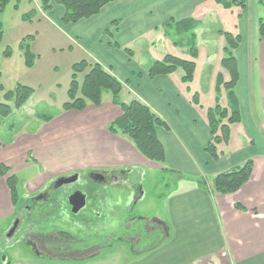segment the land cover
Segmentation results:
<instances>
[{
	"label": "crops",
	"instance_id": "0c3cea01",
	"mask_svg": "<svg viewBox=\"0 0 264 264\" xmlns=\"http://www.w3.org/2000/svg\"><path fill=\"white\" fill-rule=\"evenodd\" d=\"M246 3L247 8L243 11L238 5L225 8L216 0H114L90 20L93 21L92 31L95 30V34L105 32V28L117 21L118 25L113 26L111 31L113 38L119 40L114 43L120 47L110 39L98 43L93 35L84 39L80 34H70L90 52L88 61L100 63L123 83L121 101L129 103L139 100L165 121L166 125L159 127L157 134L165 147L166 161L157 163L149 160L131 141L109 131L110 123L122 115V110L113 102L112 93L109 95L106 91L101 105L87 103L82 111L63 109L64 113L47 127V136H56L45 139L46 147L53 146L57 150L80 140L89 149L83 155L84 159H80V166L68 165L51 170L52 176L39 178L40 184L28 195H34L52 180L60 179L54 178L59 173L131 169L143 181L147 168L171 170L181 177L176 184L172 182L166 185L167 191L159 196L167 211V218H160L166 228L164 238L151 249L131 252L127 264H264V36L260 34L259 24V19L263 17L259 9L264 6L261 0H246ZM60 10L63 15L64 10ZM100 18L103 21L101 24ZM185 19L198 23L195 32L199 55L195 59L194 80L184 83L182 69L150 78L148 70L135 62L136 50L130 49V43L157 32L160 36L149 43V55L153 54L158 43L164 44V50L169 49L163 54L157 49L160 58L151 59V62L162 60L167 54L191 60L193 58L186 43L181 42V46L174 44L165 28L169 22ZM221 31L242 37L235 51L240 73L235 94L242 120L231 126L230 141L218 145L220 157L215 160L205 150L213 139L207 113L217 101L223 107L227 106V92L216 95L218 86L214 85L216 81L219 83L223 79L228 82L230 79L221 64L227 43ZM126 48L132 51L131 55L125 52ZM209 82H213L212 87L208 85ZM220 89L223 90V86ZM195 94L199 103L194 100ZM106 97L112 102L109 108L103 105ZM64 121L68 125L77 124L74 129L69 127L73 131L71 134L66 132V126L65 129L61 128ZM49 122H52V118ZM57 128L59 130L55 131ZM77 150V145H74V150L65 152L63 162L69 161L68 156ZM89 152L91 155L87 156ZM36 157L27 158V164L33 158L34 165L39 160ZM251 158L254 160L252 176L238 192L222 195L198 186L199 178L211 179L221 172L243 165ZM174 173L171 174L175 179L179 177ZM45 179L50 182L45 184ZM9 193L11 199L10 189ZM145 196L146 191L143 198L138 199L139 202ZM11 204L7 212L12 208L17 209L12 199ZM236 204H241L247 210L237 209ZM56 216L53 215L51 219ZM58 223L64 226L59 220ZM9 226L0 227V241ZM120 259L116 257L114 264L119 263ZM67 261L36 256L13 262L5 259L0 264H67Z\"/></svg>",
	"mask_w": 264,
	"mask_h": 264
},
{
	"label": "rangeland",
	"instance_id": "374dc122",
	"mask_svg": "<svg viewBox=\"0 0 264 264\" xmlns=\"http://www.w3.org/2000/svg\"><path fill=\"white\" fill-rule=\"evenodd\" d=\"M14 4V2H11L5 12L0 15L4 30L2 49L9 47L13 51L10 58L1 57L0 96L3 97L7 91L14 90L18 84L33 88L34 93L21 108H16L14 101L6 102L11 105L13 111L8 117L0 119V163L11 167L10 173L0 176V227L2 228L11 225L18 212V209L15 208L7 212L12 199V197L10 199L9 188L6 183L8 176L15 174L18 178L19 206L24 198L40 184L39 178L45 177L48 179L52 176L51 170L62 169L61 167L63 166H80V159H84L83 155L88 152L89 147H84L80 140L72 144L69 143L68 146H63L57 150L53 146H45L46 138L56 136L53 133L55 136H47V131L49 130L47 127L57 119L58 115L64 113L63 105L70 99L68 91L72 81L74 64L90 58V52L80 46L70 34H80L84 39L93 35L94 40L97 39L98 43L100 40L104 42V40L109 39L113 43L119 41L118 38H112L105 32L95 34L96 31H92L94 27H92L93 21L90 18L83 19L75 24L62 23L59 17L62 15V12L61 14L59 12L62 11L60 10L61 7H56L52 13H47L42 9L41 0H22L18 9L14 7ZM259 11L261 16L264 17V7H261ZM99 22L100 24L103 23L101 18ZM217 27L220 28L221 26L217 25ZM109 28L111 30L112 26H109ZM171 31L173 32L174 30L172 29ZM29 35L35 36V39L29 42L31 52L35 56L31 67L27 65L24 51L20 48L21 41ZM158 36H160V33L153 32L146 38L130 43L131 48H129L136 50L135 62L146 70L153 63V61H150L151 59L160 58L157 56V49L160 50V54L169 49L167 47L164 50V44L158 43L153 54L149 55V43L156 41ZM173 36L181 41L182 35L180 36L174 32ZM183 40H186V36ZM120 41L123 42V39ZM78 79L80 81L83 80V74L79 73ZM212 84L213 82L208 83L210 87H212ZM216 86H218L216 95H222V91L225 95L227 91L224 87L223 90L220 89L223 85L216 81L214 87ZM107 93L109 94L110 92ZM207 95L212 94L208 93ZM2 101L5 102L3 98ZM88 103L94 105L93 103ZM110 103L112 102L109 97H106L103 105L109 108ZM49 117L52 118V122L46 120ZM61 124H63L61 125L63 129L66 126L68 134L73 132L69 127L74 129L77 126V124L68 125L65 121ZM54 130L58 131L59 128ZM39 132L40 134H38ZM32 134H35V136H31ZM117 136L122 137L124 135L119 133ZM125 138L127 139V137ZM66 139L62 140V142ZM74 145H77L78 150L73 152V155L68 156L67 160L69 161L63 162L64 153H67L69 149L74 150ZM69 146L70 148H68ZM90 155L89 152L87 156ZM31 156L33 158L37 156L36 158L40 161L36 160L35 164L32 165V158L30 163L27 164L26 159L31 158ZM48 158L51 159L49 160ZM145 172L146 176L141 181L143 194L146 191L145 199L134 205L135 208L130 211L129 218L138 221L139 225L143 224L144 221L150 224L152 220H159L163 223V219L161 220L160 218H167V211H165L164 202L159 196L167 191L166 185H171L172 182L176 184L181 175L179 177L176 176L175 179L169 172L152 168H147ZM71 173H59L54 178H60L65 176V174ZM46 179L44 182L48 184L50 180L46 181ZM10 206L12 207L13 205L11 204ZM118 211L119 219L124 218L125 214H128L122 206L118 208ZM166 222V225L169 226L168 221ZM131 233L132 229L126 231V234L133 236ZM17 235L19 234L17 233ZM115 239V241H118L107 248L102 255L83 262L67 261V264H114L113 260L116 257L121 258L119 263L116 264H127L131 252H140L157 245L155 240L150 239L147 246L140 244L133 247L127 241L126 243L124 242L126 238L124 241H120L118 235V238L116 237ZM36 256L38 257L25 241L12 240L11 243L0 241V263L5 259L13 262L19 261L24 257L36 258Z\"/></svg>",
	"mask_w": 264,
	"mask_h": 264
},
{
	"label": "trees",
	"instance_id": "16d2710c",
	"mask_svg": "<svg viewBox=\"0 0 264 264\" xmlns=\"http://www.w3.org/2000/svg\"><path fill=\"white\" fill-rule=\"evenodd\" d=\"M22 0H0V15L5 12L8 5L14 2V7L19 8ZM114 0H41L42 9L45 12H51L56 7H61L64 12L61 17V22L64 24H75L83 19L92 18L98 15L102 9L113 2ZM225 8H231L233 5H238L244 11L247 8L246 0H216ZM264 6V0H261ZM242 17V16H241ZM174 24V25H173ZM260 34L264 36V18L259 19ZM118 22L113 21L112 27L117 26ZM198 23L191 19L169 22L166 24V34L173 38L174 44L181 46L186 43L188 51L193 59L187 60L178 56L167 54L162 60H155L147 71L150 78H155L161 75H169L182 69L184 75L182 81L191 83L194 80L196 62L195 59L199 55L197 47L196 28ZM174 30L173 32L171 30ZM179 34L181 41L173 36V33ZM105 33L113 38V33L108 27ZM226 38V46L224 47V56L222 59V67L229 73L230 80L228 82L219 81L227 91L228 105L223 107L219 101L212 108L208 109L207 119L209 129L213 139L208 143L206 151L209 155L217 160L220 157L218 145L230 141L231 126L239 123L242 120L240 105L235 94V88L240 79L238 59L235 51L239 48L242 41L241 35L234 36L229 32H220ZM187 35V36H186ZM184 36V37H183ZM186 40H183L185 38ZM4 38V30L0 19V75L1 72V57L10 58L13 54L11 48L2 49ZM34 35L25 37L20 48L24 51L26 63L32 66L35 60L34 54L31 52L29 42L34 40ZM120 47L118 43H114ZM128 55L132 54L130 49H124ZM83 74V80L78 79V74ZM2 89V87H1ZM123 90V83L113 74L108 72L100 63L81 60L73 66V76L70 83L68 95L70 99L64 103V110L82 111L87 107V103L92 102L95 105H101L103 93L111 92L114 99L113 102L120 106L122 115L115 119L109 125V131L113 134L122 133L131 141L136 149L146 158L157 163L166 161V151L163 143L160 141L157 129L166 125L165 121L158 116L148 105L139 101L132 100L129 103L121 101L120 94ZM34 93V89L18 84L14 90L7 91L3 97L0 96V119L8 117L13 109L6 102L14 101L16 108H21L25 105ZM2 98L5 102L2 101ZM194 100L198 102V95H194ZM47 121L51 118H46ZM254 168V160L248 159L243 165L221 172L212 179L199 178L197 184L199 187L208 191L229 195L238 192L245 184H247L252 176ZM11 167L4 163H0V176H5L10 173ZM164 172L174 173L171 170ZM178 174V173H174ZM179 175V174H178ZM180 176V175H179ZM13 204L17 207L19 204L18 178L15 174H11L7 178ZM237 209L241 211L247 210L241 204H236ZM69 238V237H68ZM6 264H10L9 262Z\"/></svg>",
	"mask_w": 264,
	"mask_h": 264
},
{
	"label": "flooded vegetation",
	"instance_id": "af4514ba",
	"mask_svg": "<svg viewBox=\"0 0 264 264\" xmlns=\"http://www.w3.org/2000/svg\"><path fill=\"white\" fill-rule=\"evenodd\" d=\"M136 175L131 169L101 170L72 173L52 180L38 193L24 198L2 241L22 240L31 246L35 255L76 262L102 255L118 241H115L118 235L120 241L126 238L124 242L133 247L147 246L150 239L158 243L166 232L162 221L153 220L150 224L144 221L139 225L129 218L134 205L143 198L142 178ZM61 180L65 181L62 185ZM77 192L86 197V205L78 213L71 203ZM121 206L128 214L119 219ZM53 215L59 219H51ZM130 229L133 236L126 234Z\"/></svg>",
	"mask_w": 264,
	"mask_h": 264
},
{
	"label": "water",
	"instance_id": "95a60500",
	"mask_svg": "<svg viewBox=\"0 0 264 264\" xmlns=\"http://www.w3.org/2000/svg\"><path fill=\"white\" fill-rule=\"evenodd\" d=\"M61 185L65 183V181H60ZM71 203L73 204V207L75 209V212L78 213L82 208L86 205V197L80 193H75L71 198ZM17 224L15 225L14 229L12 230L10 236L13 234L14 230L16 229Z\"/></svg>",
	"mask_w": 264,
	"mask_h": 264
}]
</instances>
